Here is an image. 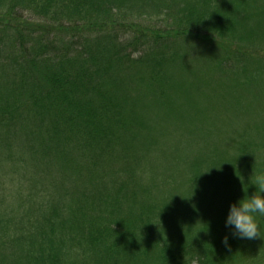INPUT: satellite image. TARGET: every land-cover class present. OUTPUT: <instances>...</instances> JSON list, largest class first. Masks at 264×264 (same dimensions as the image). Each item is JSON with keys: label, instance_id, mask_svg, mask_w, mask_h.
Instances as JSON below:
<instances>
[{"label": "trees", "instance_id": "trees-1", "mask_svg": "<svg viewBox=\"0 0 264 264\" xmlns=\"http://www.w3.org/2000/svg\"><path fill=\"white\" fill-rule=\"evenodd\" d=\"M11 1L0 0L7 16L19 2L48 25L27 19L1 25L0 159H16V140L31 138L43 167L62 179L53 207L19 220L40 243L16 241L21 252L0 250V264H168L181 255L186 264H264V238H233L225 227L229 209L219 207L223 193L248 189L264 175L257 163L264 151L260 126H239L234 152L220 147L184 163L192 183L189 221H180L176 200L135 189L148 187L135 177V162L147 163L152 151L136 137L146 130L137 112L145 101L166 108L170 122L191 120L187 133L195 140L211 131L213 124L205 125L216 122L213 116L231 121L229 115L250 110L238 98L243 91L260 97L264 54L256 60L242 43L261 36L264 0H56L55 8V0ZM52 34L68 47L57 48ZM212 90L223 97L214 100ZM179 104L186 108L177 114ZM212 198L213 212L204 217L199 209ZM55 221L66 239L47 233ZM226 235L230 247L222 242ZM75 248L82 259L74 260Z\"/></svg>", "mask_w": 264, "mask_h": 264}, {"label": "rangeland", "instance_id": "rangeland-1", "mask_svg": "<svg viewBox=\"0 0 264 264\" xmlns=\"http://www.w3.org/2000/svg\"><path fill=\"white\" fill-rule=\"evenodd\" d=\"M11 2L15 3L14 0ZM55 3H57L56 0L51 3L54 8L57 6ZM14 7L15 9L12 11L10 17L7 16L6 11L0 10V29H2L1 25L9 22V20L13 21L12 24H15L14 26H17L19 21L25 19H27V22L32 25H48L45 21H42L40 17L35 16L31 10H22V6L19 2H16ZM57 12L58 11H56V13ZM15 13L19 14L16 16ZM30 14H33L34 17H31ZM62 25L70 26V23L65 20L62 22ZM37 35H39V33ZM96 35L97 37L103 36L102 33H97ZM260 35V37H253L251 40H248L247 43H242L245 51L249 49L247 44L249 47H253L254 52H252V54H254V56L252 58L256 60L258 59V54L261 56L264 54V30L260 32ZM55 36V46H57V48H62L64 46L68 47L66 44H63V42L61 43V39L58 40V37L55 34H52L51 39ZM188 38L193 37L188 36ZM201 38L203 37H196L199 41L203 40ZM136 54L137 53H135L134 56H136ZM224 88L231 93L230 96H232L233 100L237 99L238 95L236 94L238 93H234L238 92L235 90L236 88H233L230 85L224 86ZM212 91L214 92L211 96L214 100L223 97L222 95H218L215 90ZM243 92L242 96H239L238 98L244 102L248 101L250 103V110L247 111V113L239 111L236 114L229 115L231 121H227L225 117L220 114L213 116L214 121L216 122H213L212 118V120L206 122L205 125V127H208L213 124L211 131L199 133L195 140H192L187 133L193 126L191 120L181 123L178 121L170 122L169 112L166 108H151L149 107V105H151L150 99L145 101L143 104L144 106L137 110V112H139L140 115H143V129L146 127V130H149L150 132L149 134L146 133V130L143 133L139 132L136 137L138 140H143L144 142L152 144V151L147 163L143 164V162H140L138 164L135 162V177L140 183H142L143 187H148L140 190L141 188L137 186L135 189H139L140 193L144 192L145 189L146 191L151 190L155 197H160V199L166 197V199L169 198L176 200V212L178 209V215L181 217L180 221H189L190 218H186L185 220L184 218L189 216V214L186 213L187 209L192 210L193 207L192 201L189 199L192 183L186 173V166H184V163L187 160L193 159L197 154H201L202 151L205 153L220 147L222 151L224 149H230V152H234L235 149L232 146L235 144L234 142L237 137L236 131L240 128L239 126L246 125V127L252 126L257 129H259L260 126L264 132V90L259 91L260 97L257 98L256 96L258 94L246 93L247 91ZM184 108L186 107L181 104L177 105L175 108L176 113L179 114V110L182 111ZM147 136L151 137V139L147 140ZM30 139L31 138H27V142H29ZM16 141H18L19 144V153L17 154L16 159H11V157L6 156L5 154H2V158L0 159V250L6 254L11 253L12 251H15L16 253L21 252V250L17 248L21 247L16 242L19 240L32 242L34 245L40 243V241H35L38 239L36 235H34L35 231L29 229L31 232L28 233L29 231L22 230V226L19 225V220H21L32 209L41 212L43 210H49L51 206L53 207L55 205L54 202L56 201L54 186L60 183L62 179V176L57 172L52 170L49 171L43 167L45 161L41 159L36 148H32L33 144L30 146V144L24 139L21 141L18 139ZM179 147H181L182 152L178 154L175 151V148ZM32 154L35 155L33 159ZM255 159L258 160L257 156H255ZM260 160L264 161V151L260 154ZM260 160L257 162L258 166L261 164L264 169V163ZM120 168L116 167L117 174L121 171ZM253 173L251 166L248 174L251 175ZM75 190L83 191L81 188H73L72 191ZM255 191L256 186L252 185L248 189L236 188L228 193H223L222 207H219L229 209L231 203L243 198L246 193L251 196ZM215 203L216 200L214 198L209 199L206 202V206H202L199 211L204 213V217L205 214L210 216L211 212H213L212 207L210 206H214ZM165 204L166 203H162L161 201L160 206H165ZM108 211L110 210L104 208L103 212L107 213ZM117 211L118 209L114 212L117 213ZM220 211L222 212L221 209ZM108 220L109 219L106 218L102 222L103 225L108 224ZM111 221L114 222L115 220L111 219ZM176 224V222H171L170 230H172V232L175 231ZM198 224L199 222L196 221L195 224L186 223L184 226L185 228H190L196 227ZM258 224L260 226L261 239H263L264 217L258 219ZM43 227L50 230L48 226ZM47 233L54 235L53 237L56 236V238H59V236L63 234L58 222H56L53 229ZM62 236L65 239L67 238V235L65 234ZM32 243H29L26 250L32 246ZM81 249L82 248H75L73 249L74 251L71 252L73 254L72 256L75 258L74 260L82 259L83 251ZM88 257L89 256H87V259ZM66 259L70 260V256ZM187 259V257L181 255L176 257L174 261L169 260L168 264H186Z\"/></svg>", "mask_w": 264, "mask_h": 264}, {"label": "clouds", "instance_id": "clouds-1", "mask_svg": "<svg viewBox=\"0 0 264 264\" xmlns=\"http://www.w3.org/2000/svg\"><path fill=\"white\" fill-rule=\"evenodd\" d=\"M253 185L256 186L253 195L249 196L246 193L243 198L229 206L225 227L231 229L233 238L249 241L261 239L258 219L264 217V175H257ZM228 239L229 237L226 235L222 241L226 247H230Z\"/></svg>", "mask_w": 264, "mask_h": 264}]
</instances>
